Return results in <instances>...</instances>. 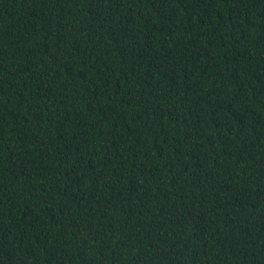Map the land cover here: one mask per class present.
<instances>
[{"label": "trees", "instance_id": "16d2710c", "mask_svg": "<svg viewBox=\"0 0 264 264\" xmlns=\"http://www.w3.org/2000/svg\"><path fill=\"white\" fill-rule=\"evenodd\" d=\"M0 264H264V0H0Z\"/></svg>", "mask_w": 264, "mask_h": 264}]
</instances>
